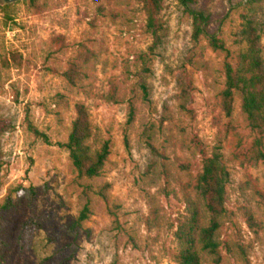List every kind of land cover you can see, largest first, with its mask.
<instances>
[{"label": "rangeland", "instance_id": "rangeland-1", "mask_svg": "<svg viewBox=\"0 0 264 264\" xmlns=\"http://www.w3.org/2000/svg\"><path fill=\"white\" fill-rule=\"evenodd\" d=\"M197 8L232 56L247 20L264 51V0H197ZM144 19L139 0L0 3V264H177L174 231L213 151L228 171L225 214L219 261L200 264H264V159H251L255 138L264 152V133L248 126L238 95L223 111L225 54L191 40V18L175 0L162 2L153 52ZM77 102L93 147H109L91 179L58 144ZM18 185L33 202L12 192L4 208Z\"/></svg>", "mask_w": 264, "mask_h": 264}, {"label": "trees", "instance_id": "trees-1", "mask_svg": "<svg viewBox=\"0 0 264 264\" xmlns=\"http://www.w3.org/2000/svg\"><path fill=\"white\" fill-rule=\"evenodd\" d=\"M144 13L145 29L152 36L149 51L162 42V23L159 12L163 0H139ZM191 18V40L197 42L204 37L214 50L225 54L223 62L224 88L220 92L223 111L229 115L236 95L240 97V108L248 126L262 135L264 133V51L261 43L260 29L250 20L236 33V43L240 48L235 56L225 46L223 39L215 32L208 30L209 17L197 8V0H175ZM2 6H9L3 3ZM73 65V64H72ZM74 67V66H73ZM75 69L71 67L64 76L71 83L74 80ZM75 116L71 122L70 131L64 143H58L68 151L72 166L78 175L88 179L101 175L103 166L109 154L108 143L104 142L99 148H94L92 139L93 126L89 120L87 108L77 102L74 106ZM132 114V108L130 109ZM30 130L49 143L47 136L31 124ZM262 136L254 139L251 150L253 161L263 160ZM228 171L222 162L221 154L213 151L202 160L201 169L196 175L194 191L196 200L188 199L185 214L177 224L174 237L177 250L174 260L177 264H200L205 256H210L215 262L219 261L220 229L225 214V196ZM22 191L32 196L31 188L18 185L9 189L3 207L10 206L12 192ZM97 194L103 196L102 191ZM264 206V195L262 197ZM32 204V203H31ZM88 202L84 204L77 217V225L88 217Z\"/></svg>", "mask_w": 264, "mask_h": 264}, {"label": "water", "instance_id": "water-1", "mask_svg": "<svg viewBox=\"0 0 264 264\" xmlns=\"http://www.w3.org/2000/svg\"><path fill=\"white\" fill-rule=\"evenodd\" d=\"M3 3H8V4H10V3H14V2H16V1H18V0H1Z\"/></svg>", "mask_w": 264, "mask_h": 264}]
</instances>
